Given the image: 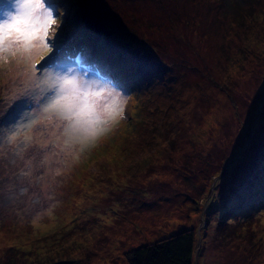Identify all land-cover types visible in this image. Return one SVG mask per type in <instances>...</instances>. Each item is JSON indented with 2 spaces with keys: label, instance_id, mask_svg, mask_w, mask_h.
Returning <instances> with one entry per match:
<instances>
[{
  "label": "rangeland",
  "instance_id": "obj_1",
  "mask_svg": "<svg viewBox=\"0 0 264 264\" xmlns=\"http://www.w3.org/2000/svg\"><path fill=\"white\" fill-rule=\"evenodd\" d=\"M48 2L64 13L65 54L84 49L83 69L127 99L52 174L46 199L4 203L0 264H132L135 248L190 228L195 264H264V0ZM17 86L0 79V115Z\"/></svg>",
  "mask_w": 264,
  "mask_h": 264
},
{
  "label": "snow or ice",
  "instance_id": "obj_2",
  "mask_svg": "<svg viewBox=\"0 0 264 264\" xmlns=\"http://www.w3.org/2000/svg\"><path fill=\"white\" fill-rule=\"evenodd\" d=\"M20 7L0 21V79H18L12 108L0 115V211L21 196L46 199L52 174L75 157L77 145L115 123L127 99L83 69L94 66L84 49L74 60L65 54L59 6L20 0Z\"/></svg>",
  "mask_w": 264,
  "mask_h": 264
},
{
  "label": "trees",
  "instance_id": "obj_3",
  "mask_svg": "<svg viewBox=\"0 0 264 264\" xmlns=\"http://www.w3.org/2000/svg\"><path fill=\"white\" fill-rule=\"evenodd\" d=\"M254 17L257 18V15ZM140 58L142 59V62L145 63V60L142 57ZM136 73H139L140 75L139 81L145 78L144 71H133V74ZM263 89L264 85L262 87V90ZM259 104L260 107H264V98L260 100ZM257 115H260L258 117V122H251V125H254V130H256L255 128L258 126L259 122L263 121V119H261L260 112H257ZM247 139L250 138L248 137ZM246 141L242 143V145H245ZM246 148V146L242 147V154L246 151ZM259 195L261 196L259 202H263L264 190L260 192ZM228 206L234 207L235 203H230ZM223 221L229 223L231 221H234V219H224ZM198 242L199 240L195 229L190 228L175 233L170 237L161 238L154 243L142 245L138 248H135L127 255L130 258L132 264H195V257L197 255V249L199 247Z\"/></svg>",
  "mask_w": 264,
  "mask_h": 264
},
{
  "label": "water",
  "instance_id": "obj_4",
  "mask_svg": "<svg viewBox=\"0 0 264 264\" xmlns=\"http://www.w3.org/2000/svg\"><path fill=\"white\" fill-rule=\"evenodd\" d=\"M80 18L89 29L97 33L111 36L115 32L114 29L109 28L102 20L90 12H83Z\"/></svg>",
  "mask_w": 264,
  "mask_h": 264
},
{
  "label": "clouds",
  "instance_id": "obj_5",
  "mask_svg": "<svg viewBox=\"0 0 264 264\" xmlns=\"http://www.w3.org/2000/svg\"><path fill=\"white\" fill-rule=\"evenodd\" d=\"M5 0H0V4L4 3ZM10 4H11V10H10V14H15L18 11H21V7H20V0H10ZM5 19L4 15H0V21H3ZM58 23V21H57Z\"/></svg>",
  "mask_w": 264,
  "mask_h": 264
}]
</instances>
